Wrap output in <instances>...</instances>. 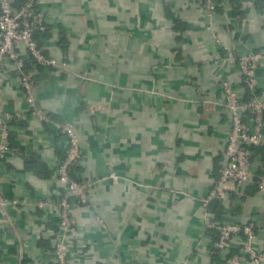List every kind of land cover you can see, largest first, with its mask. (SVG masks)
<instances>
[{
  "label": "crops",
  "instance_id": "obj_1",
  "mask_svg": "<svg viewBox=\"0 0 264 264\" xmlns=\"http://www.w3.org/2000/svg\"><path fill=\"white\" fill-rule=\"evenodd\" d=\"M36 2L44 51L66 66H37L18 50L37 108L73 126L81 150L73 174L89 186L86 205L71 199L70 264H224L210 222L253 221V245L264 248L254 181L212 200L208 214L202 206L230 130L221 81L246 92L224 49L264 55V0H219L212 16L203 0ZM256 79L264 96V65ZM0 86L1 109L17 115L0 160V198L17 199L0 205V264H55L54 202L65 193L55 168L67 138L30 109L11 62L0 64ZM262 157H252L255 171Z\"/></svg>",
  "mask_w": 264,
  "mask_h": 264
},
{
  "label": "built area",
  "instance_id": "obj_2",
  "mask_svg": "<svg viewBox=\"0 0 264 264\" xmlns=\"http://www.w3.org/2000/svg\"><path fill=\"white\" fill-rule=\"evenodd\" d=\"M36 0H27L19 7L12 0H0V64L11 62L19 83L26 92V100L30 109L46 124L53 123L67 138L64 157L60 158L55 176L58 183L64 187L65 193L54 203L59 208L58 232L53 235V257L55 264H70L67 259L68 244L66 238L74 230V219L71 216V199L77 204H86L89 197V186L86 182L76 179L71 174L72 167L81 158L77 135L69 122L55 123L42 113L35 104L34 79L25 71L26 58L18 50L21 44L25 53L37 66L65 68L66 62H59L48 56L43 46L38 45L33 37L36 28H41L45 22V13ZM218 0H203V7L208 16H212ZM222 61L237 64L242 73V84L248 90L249 97L243 98L233 89L227 80L221 81L224 94L223 105L229 112L230 130L224 149L225 162L220 166L214 185L202 198V206L209 213L212 200H222L230 188L240 192V186L248 181H254L257 189L264 194V174H256L252 168L251 145L264 142V96L257 94L256 70L264 65V55L259 51H250L235 55L228 48L224 49ZM1 101V86H0ZM246 116L252 125L246 121ZM16 114L3 111L0 107V160L9 150L8 137L10 122ZM46 202H38L44 205ZM17 199L0 198V205H16ZM210 227L217 230V238L213 246L225 251L224 264H264V248L256 249L253 240L256 237L255 223H218L210 222ZM234 238H238L235 242Z\"/></svg>",
  "mask_w": 264,
  "mask_h": 264
},
{
  "label": "trees",
  "instance_id": "obj_3",
  "mask_svg": "<svg viewBox=\"0 0 264 264\" xmlns=\"http://www.w3.org/2000/svg\"><path fill=\"white\" fill-rule=\"evenodd\" d=\"M27 0H16V2L14 1L13 2V4H14V6H16V7H19V6H21L22 4H24V2H26ZM218 2H219V0H218ZM36 7H37V3H36ZM44 26H45V22L41 25V28H36L35 30H34V32H33V37H34V39L37 41V43H38V45H42V42L40 41V38H39V36L40 35H42L44 32L43 31H41L43 28H44ZM46 28H44L43 30H45ZM34 62V61H33ZM243 85H244V83H243ZM244 88H245V90H246V92H245V97H243V98H246V97H249L250 96V94L248 93V90H247V88L244 86ZM250 149H251V151H252V156H254L255 154H259L260 155V157H262V163L264 164V143H261V144H258V145H251L250 146ZM262 155V156H261ZM64 157V153L62 154V157L61 158H63ZM76 166L74 165L73 167H72V170H71V174H72V176H74V174H73V169L75 168ZM256 174H264V170L262 169V168H260V167H258V168H256ZM75 177V176H74ZM76 178V177H75ZM77 179V178H76ZM219 200H215L214 202H218ZM213 205V204H212ZM211 205V206H212ZM255 227H256V225H255ZM209 229H213L214 230V232H213V235L215 236V238L214 239H216L217 238V230H216V228L215 227H210ZM56 230V229H55ZM53 248V247H52ZM216 249V248H215ZM217 251H218V249H216Z\"/></svg>",
  "mask_w": 264,
  "mask_h": 264
},
{
  "label": "rangeland",
  "instance_id": "obj_4",
  "mask_svg": "<svg viewBox=\"0 0 264 264\" xmlns=\"http://www.w3.org/2000/svg\"><path fill=\"white\" fill-rule=\"evenodd\" d=\"M87 203H88V202H87ZM87 203H86V204H87ZM86 204H82V205H86ZM57 208H58V207H57ZM70 209H71V208H70ZM58 211H59V208H58ZM96 218H97V217H96ZM74 223H75V221H74ZM55 232H58V231H55Z\"/></svg>",
  "mask_w": 264,
  "mask_h": 264
}]
</instances>
